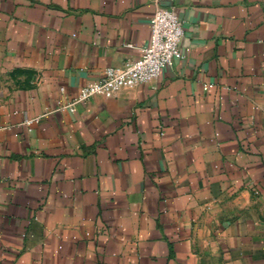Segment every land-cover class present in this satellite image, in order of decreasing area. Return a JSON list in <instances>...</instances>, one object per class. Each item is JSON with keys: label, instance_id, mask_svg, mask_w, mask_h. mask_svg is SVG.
Masks as SVG:
<instances>
[{"label": "crops", "instance_id": "obj_1", "mask_svg": "<svg viewBox=\"0 0 264 264\" xmlns=\"http://www.w3.org/2000/svg\"><path fill=\"white\" fill-rule=\"evenodd\" d=\"M160 4L186 56L69 111L157 3L0 0V264H264V0Z\"/></svg>", "mask_w": 264, "mask_h": 264}, {"label": "built area", "instance_id": "obj_2", "mask_svg": "<svg viewBox=\"0 0 264 264\" xmlns=\"http://www.w3.org/2000/svg\"><path fill=\"white\" fill-rule=\"evenodd\" d=\"M151 1L157 3V6L150 21L149 42L141 49V54L135 59L124 61L121 65L107 67L99 79L80 87L70 102L66 104L59 102L57 109L74 111L77 104H83L93 97L110 98L123 88L150 83L157 79L161 71L170 66L174 60L186 56L188 48L181 49L179 46L184 33L182 20L171 7L160 4L177 0ZM208 87L210 85H205L203 88ZM30 122V120L26 121L27 124Z\"/></svg>", "mask_w": 264, "mask_h": 264}]
</instances>
